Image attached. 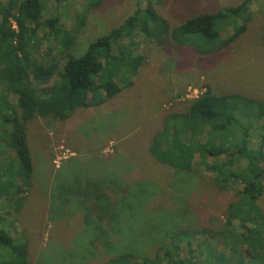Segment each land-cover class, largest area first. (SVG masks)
<instances>
[{
  "label": "rangeland",
  "instance_id": "374dc122",
  "mask_svg": "<svg viewBox=\"0 0 264 264\" xmlns=\"http://www.w3.org/2000/svg\"><path fill=\"white\" fill-rule=\"evenodd\" d=\"M139 1L142 8L150 3L175 27L189 16L242 0ZM7 2L0 0V10ZM41 3L44 19L58 16L74 35L69 52L75 55L122 24L138 6L136 0ZM243 22L245 30L229 45L206 53L191 42L157 45L137 36L144 61L130 86L103 104L77 108L64 121L36 117L27 124L32 156L28 179L19 175L11 149L0 138V224L25 245L27 264H103L125 251L155 259L160 249L176 243L179 257H171L183 259L187 241L196 264H215L214 256L221 252L230 264L261 263L257 247L245 255L247 245L228 232L244 231L238 222L226 225L228 205L243 182L229 181L223 188L212 172L173 169L149 150L165 117L186 112L191 100L208 88L264 103V0L253 1L240 18L219 21L217 28L227 37ZM45 29L33 33L37 48L31 54L47 66L54 59L63 61V55ZM259 133L257 128L251 132V148L258 146ZM236 161L239 168L245 164L242 157ZM259 182L262 192L255 203L264 215V178ZM94 192L115 202L113 221L88 218L86 196ZM158 264L168 263L162 258Z\"/></svg>",
  "mask_w": 264,
  "mask_h": 264
},
{
  "label": "trees",
  "instance_id": "16d2710c",
  "mask_svg": "<svg viewBox=\"0 0 264 264\" xmlns=\"http://www.w3.org/2000/svg\"><path fill=\"white\" fill-rule=\"evenodd\" d=\"M253 1L242 0L213 13L194 14L170 27L150 3L142 8L136 0L138 6L122 24L98 36L85 51L75 55L69 52L75 43L74 35L65 31L58 16L43 18L41 0H8L0 10V130L4 134L1 137L0 133V138L11 149L19 175L28 179L32 174L27 140L30 121L36 117L64 121L77 108L103 104L133 83L132 77L144 61L137 52V36L143 35L157 45L165 41L180 45L191 42L200 52L218 51L243 33L245 24L235 26L230 35L223 37L217 23L240 18ZM41 26L47 35L54 36L53 42L59 43L63 61L54 59L44 66L33 58L31 52L37 48L33 33ZM255 128L262 138L256 148H251ZM149 150L156 161L173 169L212 172L223 188L229 186V181L243 182L236 190L237 198L228 205L226 225L231 226L235 219L244 231L232 228L228 232L247 245L245 255L250 247H257L259 262L264 261V215L255 203L262 192L259 180L264 178V167L260 165L264 160V103L241 94H218L208 88L191 100L186 112L165 117ZM238 157L243 158V167L236 164ZM86 197L91 214L88 218L114 220L116 214L110 210L115 202L108 196L94 192ZM7 198L8 195L4 200ZM184 245L189 250L183 259L176 258L180 251L176 243L168 250L160 249L155 259L125 251L103 264H158L162 258L168 264H196L188 241ZM214 257L215 264H230L223 252ZM27 260L25 245L16 242L0 224V264H27Z\"/></svg>",
  "mask_w": 264,
  "mask_h": 264
}]
</instances>
